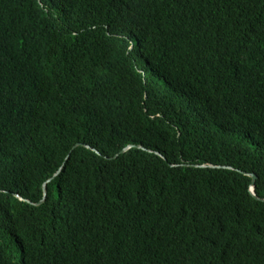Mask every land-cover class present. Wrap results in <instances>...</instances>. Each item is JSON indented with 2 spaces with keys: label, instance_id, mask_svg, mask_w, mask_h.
Listing matches in <instances>:
<instances>
[{
  "label": "trees",
  "instance_id": "obj_1",
  "mask_svg": "<svg viewBox=\"0 0 264 264\" xmlns=\"http://www.w3.org/2000/svg\"><path fill=\"white\" fill-rule=\"evenodd\" d=\"M263 199L264 0H0V264H264Z\"/></svg>",
  "mask_w": 264,
  "mask_h": 264
},
{
  "label": "water",
  "instance_id": "obj_2",
  "mask_svg": "<svg viewBox=\"0 0 264 264\" xmlns=\"http://www.w3.org/2000/svg\"><path fill=\"white\" fill-rule=\"evenodd\" d=\"M79 145H82V146H85V147H88V148H92L90 145H88V144H84V143H76V144L73 146V148H75V147H77V146H79ZM132 146H134V145H128V146L122 148V149L120 150V152L114 154L111 158H116L120 153L125 152L126 150H128V148H130V147H132ZM135 146H136V147H139V148H143L141 145H135ZM92 149L95 150L96 152H98L95 148H92ZM68 156H69V155H68ZM68 156H67V158H68ZM192 165H194V166H200V165H198V164H192ZM202 166H206V165H202ZM207 166L214 167V165H212V164H208ZM217 167H226V166L218 165ZM60 170H61V169H59V170H58L53 176H56ZM246 174H248V175L252 178V184H251V189H250V190H251L252 194H253L254 196H256V195H255V191H254V187H255V179L257 178V175H256L255 173H246ZM50 179H52V177L49 178L48 181H49ZM46 183H47V182H44V184H43L44 194H43V198L40 200V202H42V201L44 200L45 196H46ZM17 196H18L20 199H22L21 196H19V195H17ZM256 197H257V196H256ZM263 200H264V199H263ZM40 202H39V203H40Z\"/></svg>",
  "mask_w": 264,
  "mask_h": 264
}]
</instances>
